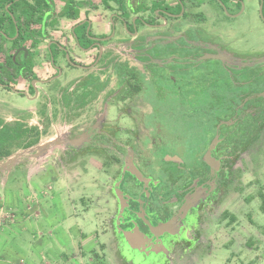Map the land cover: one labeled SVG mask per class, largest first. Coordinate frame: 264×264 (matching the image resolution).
I'll return each instance as SVG.
<instances>
[{
	"label": "flooded vegetation",
	"instance_id": "flooded-vegetation-1",
	"mask_svg": "<svg viewBox=\"0 0 264 264\" xmlns=\"http://www.w3.org/2000/svg\"><path fill=\"white\" fill-rule=\"evenodd\" d=\"M66 1L10 0L6 5V9L18 7L10 13L11 29L0 30V90L27 95L36 102L38 123L30 124L32 112L25 121L41 134L36 147L18 152L38 149L62 110L73 111L75 124L50 147L59 148L49 157L48 167L60 165L70 178H76L80 189L82 177L87 186L97 187V208L103 211L99 214L105 216L106 230L113 232L119 249L128 243L124 233L133 235L134 250L148 257L163 256L168 250L171 259L187 245L200 248L206 242L202 227L223 201L227 175L233 170L231 165L227 169L222 154L226 139L222 125L212 140L181 146L172 140L178 135L172 136L152 109L147 115L146 105L200 101L189 94L193 82H183L193 78L195 70L208 69L195 63L216 60L204 59L207 55L237 57L211 24L245 19L248 13L264 24V0H156L162 3L159 15L147 12L133 17L123 13L115 1L69 0L79 13L70 17L72 12L64 14ZM120 45H126L125 52ZM136 58L141 61L132 66L140 72L142 91L126 96V78H130L126 62ZM223 64L232 73L242 70ZM73 69L79 74H73ZM237 86L243 88L245 83ZM258 98L264 99V90L244 96L241 103ZM45 104L47 114L41 118L39 109ZM216 137L212 157L218 166L204 160ZM182 149L204 154L194 160ZM22 156L25 161H19ZM36 158L19 153L13 158L14 167L20 165L25 172ZM89 171L102 175L103 182L93 178L88 183ZM73 172L77 174L71 177Z\"/></svg>",
	"mask_w": 264,
	"mask_h": 264
},
{
	"label": "rangeland",
	"instance_id": "rangeland-1",
	"mask_svg": "<svg viewBox=\"0 0 264 264\" xmlns=\"http://www.w3.org/2000/svg\"><path fill=\"white\" fill-rule=\"evenodd\" d=\"M132 2L135 3V0ZM143 3L149 6L152 1L143 0ZM145 18L148 19V15ZM211 25L214 33L222 35L224 46L234 50L237 58L249 61L264 57V24L253 13H248L245 19L225 20L223 24ZM125 33L129 35L126 28ZM118 47L121 52H125L126 45ZM129 52L133 54L131 50ZM131 64L137 63L132 59ZM203 65L208 67L207 70L215 68L213 62L207 61ZM258 66L241 68L240 73L251 74L253 70L261 74L262 78L264 66ZM78 71L73 69V74ZM198 74L199 72L195 73ZM35 103L27 95L18 96L0 90V113L8 121H15L21 118V114L32 112L29 122L37 124L39 118L34 113ZM163 106L164 104L162 107L156 104L146 105L147 115H150L152 109L159 116L163 127L168 129L172 136L178 135L172 138L178 145L186 142L191 143L187 145H195L196 139L185 136L183 126L168 115V107ZM71 114V110L66 113L62 110L59 121L51 127L49 136L43 138L40 146L62 138L68 126L75 124ZM45 139L48 141H44ZM182 151L186 156L190 155L184 149ZM37 152L42 151L38 148L24 153L18 152L7 160H12L19 153L36 158ZM167 156L169 155L167 154L164 160ZM190 156L194 160L201 158L197 150ZM20 160L25 161L23 156ZM5 162L6 160L0 163V201L3 202L2 212L6 216L0 231V259H4V264H264V212L259 196V193L264 191V132L252 141L249 149L233 164L230 182L226 184L223 193L224 199L221 200L217 211L213 212L211 219L206 220L202 227L205 230L206 242L200 248L192 247L194 244H191L180 251L176 250L174 258L171 259L168 250L163 256H143L140 251L134 250L131 242L135 238L128 233L124 235H127L126 241L128 236L130 240L124 250L119 249L113 232H104L106 218L99 214L103 211L97 208L100 204V201L95 199L97 187L92 183L87 186L84 177L80 179L82 189L79 183L76 185V182L71 181L67 183L70 187H67L56 184L54 180H50L49 175H42L40 178L32 175V178L29 173L23 172V168L10 170L14 163L2 168ZM43 167L50 170L47 163ZM91 171L86 177L89 178L87 182L93 178H96V183L103 182L102 175ZM100 191L101 189H98L99 194ZM81 197L85 200H81ZM84 203H87L88 209L84 208ZM226 212L229 213L228 217L225 216ZM231 216L235 217V221H232ZM9 226L13 228L12 233ZM79 228L82 230L80 232L87 234L89 238L93 237V242L83 248V257L75 259L78 253L76 246L79 244L75 233H79ZM94 248L95 251L91 252Z\"/></svg>",
	"mask_w": 264,
	"mask_h": 264
},
{
	"label": "trees",
	"instance_id": "trees-1",
	"mask_svg": "<svg viewBox=\"0 0 264 264\" xmlns=\"http://www.w3.org/2000/svg\"><path fill=\"white\" fill-rule=\"evenodd\" d=\"M104 1L106 2V0ZM111 1L118 3L120 10L123 13L127 12L126 14L130 17L140 16L147 12L156 16L159 15L162 9V3L156 0L150 6H146L143 0H135L134 4H128V0L125 4L123 0ZM9 3L10 0H0V30L11 29L10 25H12L13 19L10 13L18 6L14 5L6 9V5ZM125 6L126 11L124 10ZM75 11L72 3L67 0L64 14L72 12L69 15L70 17H78L79 13ZM134 26L135 23L132 22L130 27L134 28ZM12 34H15V32L12 31ZM139 61H141L140 58L135 59L136 65L139 64ZM208 62L215 63V68L196 70L193 72V78L187 77L183 80V82H193L189 94L200 97V101H195L193 104H179L176 101L162 104H164L163 107H168L166 110L168 115L183 126L184 135L196 139L195 145L204 143L206 140H212L218 132V126L222 125L221 130L224 131L226 138L225 151L222 150V154L225 153L226 166L230 170L229 165L232 167L235 159L245 153L252 141L264 132V99L258 98L245 105L241 103L244 96L258 94L264 90V77L260 78L261 74L255 73L253 70L251 74L245 72L232 73L224 68V64L220 61L210 60ZM9 63L13 66V62ZM204 63H207V61L196 62L195 64L203 65ZM262 65L264 64H260L258 67ZM197 72L199 74L195 75ZM126 75L130 76V78H126L129 83L126 86L128 87L126 88V96L139 94L142 91V78L139 70L133 67L131 63L126 62ZM237 83H245V86L240 88ZM161 96L163 97V95ZM172 96L175 97V95ZM46 114L47 105L45 104L39 109V115L41 118H45ZM29 118H31V115L25 114L18 120L8 121L0 113V162L9 159L19 150L36 147L40 143V130L38 127L29 126L25 121ZM235 147H237V150H235ZM229 148H231V151ZM200 152L198 151L200 157H202L204 152ZM230 179L231 176L228 174L227 183L230 182ZM259 196L262 203L261 209L264 212V191H261ZM228 215L229 213L226 212L225 216L228 217ZM231 219L235 221L234 216H231Z\"/></svg>",
	"mask_w": 264,
	"mask_h": 264
},
{
	"label": "crops",
	"instance_id": "crops-1",
	"mask_svg": "<svg viewBox=\"0 0 264 264\" xmlns=\"http://www.w3.org/2000/svg\"><path fill=\"white\" fill-rule=\"evenodd\" d=\"M152 1V0H151ZM57 148H59V147H53V148H50V149H48V150H46V151H44V153L43 152H38V155H37V158L35 159L36 160V162H34V163H32L28 168L29 169H27V170H25V172H27V174L29 173V176H31L32 177V175L34 176V177H37V178H40L42 175H44V176H48L49 175V178H50V180H54V182L56 183V184H58L59 183V185L61 184V185H63V186H67V187H69L68 185H67V183L68 182H76V178L74 179L72 176H75L76 174H77V172H73V174H70V176L72 177V178H70L69 177V175L68 174H66V173H64V171H63V168L59 165L58 166V168H55V166H52L51 168H50V170H47L45 167H43L46 163L48 164V159H49V157L52 155V153H54V151H56V149ZM42 153V155H40ZM56 153V152H55ZM39 156V157H38ZM19 165V164H18ZM20 169V168H23L22 166H16V167H12L10 170H14V169ZM91 170V169H90ZM48 171V172H47ZM33 178V177H32ZM0 179H1V177H0ZM34 198H36V196L34 197ZM82 199L81 200H85V198H83V197H81ZM65 200V199H64ZM69 201H73V200H71V199H68ZM38 201V200H37ZM64 202V201H63ZM1 203H3V202H1L0 201V231L2 230V227H3V219H4V217H6V216H4L3 215V207H1L2 206V204ZM65 203V205H66V202H64ZM85 204V203H84ZM85 207V209H88L89 207H88V205H87V203L84 205ZM74 215H75V213H73ZM7 215V214H6ZM72 215V214H71ZM70 215V216H71ZM11 217H13V216H11ZM67 218L69 217V213L67 214V216H66ZM23 220H24V217L22 218ZM23 223V222H22ZM21 223V224H22ZM22 225H24V223L22 224ZM10 228H11V231H10V233H12V227L11 226H9ZM5 229H6V227H5ZM21 229H23V228H21ZM71 230V229H70ZM79 233H75L76 234V236H75V238H78V241H79V244H77V246H76V250L78 251V253H77V255L75 256V259H77V258H81V257H83L85 254L82 252V250H83V248L86 246V245H88V244H90L91 242H93V237H91V238H89V236L87 235V234H85V233H83V232H80V231H82L80 228H79ZM70 232V231H69ZM104 232H107V230H105ZM98 234V233H97ZM2 234H1V232H0V236H1ZM95 237V236H94ZM96 239H97V237H96ZM101 246H103V245H101ZM104 248V247H103ZM95 249L96 248H94V249H92L91 250V252H94L95 251ZM62 250H64L65 251V249H62ZM92 254H95V253H92ZM63 255H64V253H63ZM4 259H0V264H4Z\"/></svg>",
	"mask_w": 264,
	"mask_h": 264
},
{
	"label": "water",
	"instance_id": "water-1",
	"mask_svg": "<svg viewBox=\"0 0 264 264\" xmlns=\"http://www.w3.org/2000/svg\"><path fill=\"white\" fill-rule=\"evenodd\" d=\"M204 59H216L219 60L223 63H227L229 65H234V66H238L240 68H244V67H255L257 65L260 64H264V57H260V58H255L249 61H246L244 59L241 58H237L231 54L228 53H221L219 55H207ZM59 142L55 141V142H50L47 143L45 145H42L39 147V149L44 153V151L48 150L53 144H58ZM218 144V137L215 138V140L213 141L212 145L210 146L209 150L205 153L204 155V160L206 163L210 164V165H215L218 166V162L215 161V159L212 157V151L215 149L216 145ZM16 160L12 159L9 160L8 162H6L5 164H2V168H7L9 165L13 164ZM134 174L138 177L141 178V174L137 171H134ZM156 231H158L159 229L156 228ZM129 234V233H128ZM137 234H139V232H137ZM131 237L133 235H130ZM130 236H128V240H130ZM127 237V235H126Z\"/></svg>",
	"mask_w": 264,
	"mask_h": 264
}]
</instances>
